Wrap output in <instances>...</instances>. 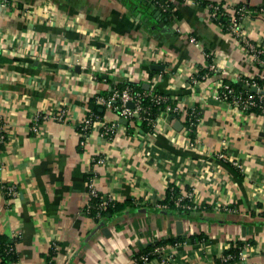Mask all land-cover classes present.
<instances>
[{
  "label": "crops",
  "instance_id": "0c3cea01",
  "mask_svg": "<svg viewBox=\"0 0 264 264\" xmlns=\"http://www.w3.org/2000/svg\"><path fill=\"white\" fill-rule=\"evenodd\" d=\"M208 3L244 6L242 31L264 47V0H175V14L146 0L0 5V182L18 191H0V234L17 238L15 264H132L175 238L185 244L173 264H264V113L213 102L218 83L262 69ZM118 84L195 106L193 138L183 115L146 129L96 103ZM95 108L100 122L83 139L78 124ZM103 122L116 123L110 136ZM89 178L122 207L89 216ZM187 191L196 210L159 206ZM244 241L245 260H220Z\"/></svg>",
  "mask_w": 264,
  "mask_h": 264
},
{
  "label": "built area",
  "instance_id": "2783aa9c",
  "mask_svg": "<svg viewBox=\"0 0 264 264\" xmlns=\"http://www.w3.org/2000/svg\"><path fill=\"white\" fill-rule=\"evenodd\" d=\"M151 4L159 7L164 12H169L175 0H146ZM9 0H0L1 6H6ZM207 8L213 21H215L221 28L226 32L232 34L236 41L244 47V51L250 55V59L257 66L262 69V77L264 78V47L259 42L251 41L248 36L242 31L241 22L246 17L247 9L244 6H230L223 5L222 3H208ZM260 10H264L260 8ZM172 11V10H171ZM170 11V12H171ZM190 41L197 45V40L195 37L191 36ZM191 83H198V79L192 77ZM242 85H248L249 87H256V91L252 92L250 90H244L243 88L236 89L229 82L222 81L214 89L213 98L217 101L225 103L227 105L236 107L242 112H254L258 111L264 113V87L258 85L256 78L244 79L241 82ZM241 87V86H240ZM150 97L156 104L164 105V112L170 113L172 116L177 115L185 118L186 123V133L192 132V129L196 127V122L198 120L197 109L195 106L187 107L184 110V106H181L177 100H172L168 96L163 94L153 93L151 91H139L135 90L131 86H125L121 91L114 88L107 96H98L96 98V103L107 109H111L119 118L130 119L134 118L142 119L148 121L152 127L154 122L159 117L155 119L150 118V110L143 106L142 100L146 97ZM116 101L119 104L116 105ZM131 102L133 104L132 108L127 106V103ZM65 110H61L60 114H64ZM141 113L143 117H141ZM37 119L32 121L31 129L33 132H37ZM100 122V117L95 114L87 115L79 124L78 130L83 139L88 136L89 131L96 123ZM116 123H101L99 128V134L102 137L110 136L115 128ZM195 133V132H194ZM190 137V136H189ZM193 138V137H192ZM5 136L0 131V145L4 142ZM191 139V137H190ZM84 140L81 141L83 143ZM192 144V140L190 142ZM223 158V155H219ZM96 163H102L103 159L98 158L95 160ZM237 165V163H234ZM238 166V165H237ZM0 191L6 198H11L17 195L18 191L13 184H4L0 182ZM173 203L176 207L181 208L183 211H194L197 209V204L193 200V192L187 191L179 196H171ZM87 199L89 208L91 202L96 200L97 216L105 212L109 207L115 205V200L111 195L102 196L96 189L94 181L89 178L87 182ZM160 207L168 208L166 203H160ZM184 241H175L171 244L157 245L154 248L132 260V264H150L151 262H156V264H173L174 252L173 249L184 245ZM236 250L235 257L239 260L246 259V253L250 247V243L242 242L239 244ZM154 255L153 258L149 257ZM234 258L233 254H224L220 257V260L224 263L231 261Z\"/></svg>",
  "mask_w": 264,
  "mask_h": 264
},
{
  "label": "trees",
  "instance_id": "16d2710c",
  "mask_svg": "<svg viewBox=\"0 0 264 264\" xmlns=\"http://www.w3.org/2000/svg\"><path fill=\"white\" fill-rule=\"evenodd\" d=\"M172 10V11H171ZM171 12L169 11L168 13L171 14H175V9L173 8V5L171 7ZM167 13V12H166ZM3 59L0 60V62H2ZM256 81L258 83L259 86L264 87V78H256ZM234 88L236 89H240V85L236 82H229ZM125 86H131L132 88H134L135 90H139V91H143V89L140 86H133V85H126ZM124 84H118L116 86V89L121 91L124 87ZM156 93V92H155ZM143 106H145L146 108H148L150 110V118L151 119H155L157 116H163V117H169V115H171L170 113H165L164 112V105L163 104H156L155 102H153V100L146 96L143 100H142ZM116 105L119 104V101H116L115 103ZM97 108H95V110L93 111V114L98 115L99 117L102 115L101 113L97 112L96 110ZM141 117H143L144 113H141ZM177 116V115H174ZM130 121V119L128 120ZM134 122L137 125H141L143 127H145L146 129H152V125L146 121V120H142V119H138V118H134ZM195 132V128L192 129V132L189 134V136L192 138L194 136ZM174 193H170V196H168V198H166L164 200V202L168 205V207L178 211V212H188V211H183L181 208H178L174 205V203L172 202V200L170 199V197L173 195ZM91 208L88 211L89 216L91 217H95L97 215V207H96V200H93L91 202ZM122 207V204H118L116 203L113 207H109L105 212H103L102 214H107L108 212L112 213L113 211H116L117 209H120ZM17 241L16 237L13 238H9L5 235L0 234V264H15L17 259H18V255L15 249V243ZM175 241H181V238H175V239H168V240H161V241H157L156 243H154L150 248H147L146 250L142 251L140 254H138L136 257L142 255V254H146L148 252H150L154 246L157 245H166V244H171L174 243ZM241 243H238L236 246H238ZM236 246H232L229 249H227L225 251L224 254H233L234 258L231 261L236 260L235 254H236V250L237 247ZM149 257L153 258L154 255H150ZM52 264V263H49Z\"/></svg>",
  "mask_w": 264,
  "mask_h": 264
},
{
  "label": "water",
  "instance_id": "95a60500",
  "mask_svg": "<svg viewBox=\"0 0 264 264\" xmlns=\"http://www.w3.org/2000/svg\"><path fill=\"white\" fill-rule=\"evenodd\" d=\"M152 68H155V69H158V68H160L158 65H152ZM244 90H250V91H252V92H255L256 91V87H249L248 85H245V84H241V83H238ZM146 88H148V85H146ZM214 103H220V101H213ZM127 106L129 107V108H132L133 107V104L131 103V102H129V103H127ZM172 115L171 116H169V119L171 120L172 119ZM121 121L122 122H126V119H121ZM175 124H177L179 127H181L182 126V124L179 122V121H175ZM176 226H177V234L179 235V236H181V235H183V232H182V228H181V224L178 222L177 224H176Z\"/></svg>",
  "mask_w": 264,
  "mask_h": 264
}]
</instances>
